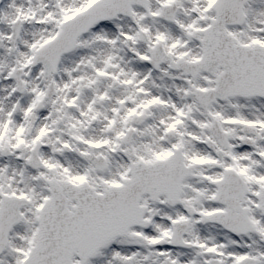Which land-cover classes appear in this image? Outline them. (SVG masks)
<instances>
[{"label":"snow or ice","instance_id":"1","mask_svg":"<svg viewBox=\"0 0 264 264\" xmlns=\"http://www.w3.org/2000/svg\"><path fill=\"white\" fill-rule=\"evenodd\" d=\"M0 264H264V0H0Z\"/></svg>","mask_w":264,"mask_h":264}]
</instances>
